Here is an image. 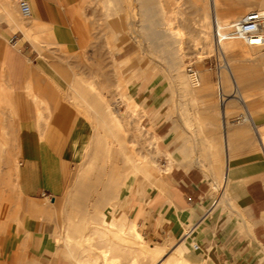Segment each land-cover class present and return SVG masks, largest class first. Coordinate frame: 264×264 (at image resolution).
I'll use <instances>...</instances> for the list:
<instances>
[{
    "label": "crops",
    "instance_id": "obj_1",
    "mask_svg": "<svg viewBox=\"0 0 264 264\" xmlns=\"http://www.w3.org/2000/svg\"><path fill=\"white\" fill-rule=\"evenodd\" d=\"M19 1L0 0V112L9 120L3 128H13L16 134L18 190L32 205L8 227L0 243V264H49L57 242L46 201L53 204L66 192L86 147L96 146L93 123L72 112L63 99L64 67L53 57L55 43L73 47L78 41L75 12L82 0H28L32 15L26 22ZM142 5L156 3L142 0ZM27 34L41 43L34 44ZM206 86L213 88L209 79ZM199 93L215 95L213 90ZM33 95L50 102L46 123H40L44 106ZM135 96L144 106L143 120L158 138L153 144L162 152L161 168L151 175L157 186L144 182L141 192L132 191V178L128 196L120 202L137 218L134 225L143 241L145 236L160 246L177 241L169 252H180L186 260L184 245L196 242L199 248L192 255L198 262L264 264V152L253 136L262 124L256 114L250 125L228 127L220 101L210 103L211 113L199 112V119L208 120L195 124L192 133L182 118L169 115L166 90L159 81L137 86ZM222 194L225 203L220 202Z\"/></svg>",
    "mask_w": 264,
    "mask_h": 264
},
{
    "label": "rangeland",
    "instance_id": "obj_2",
    "mask_svg": "<svg viewBox=\"0 0 264 264\" xmlns=\"http://www.w3.org/2000/svg\"><path fill=\"white\" fill-rule=\"evenodd\" d=\"M118 1L119 0H116L115 4L111 2L109 9H107L108 7L105 6L104 0H82L79 3L77 11L75 12L76 22L74 25L75 31L79 37L78 41L75 42V45L73 47L65 46L62 43H55L56 53L53 57L55 58V62L59 63L58 65L60 67H64V70H61L60 72L66 78L62 90L64 95L63 99L70 107L72 112H74L75 114L83 115L87 119L89 118L88 120L93 123L95 130L96 126L99 125L98 103L101 99V96H99L100 94L97 93L101 92L100 89H102L103 91L105 90V97L110 98L113 102L116 103L118 100H120V104L118 106L119 113L121 116L125 117L123 119L127 123L125 122L124 125L120 124L126 128L116 126V128L113 129V135L115 133L113 138H116L114 146H122L126 149V151H130L134 148V153L145 152L150 155V157L159 165V158L162 152H160L159 146L155 147V144H153L155 142H158V138L154 137L156 135L152 130L148 129L146 121L143 120L145 116L143 112L141 113L137 110L134 116L128 115L130 113L129 107L131 105L129 104L130 106L128 107L124 98L126 96H133L137 99V97L135 96V88L137 86L145 85L149 82L154 83L159 81L166 90V106L171 118L173 119L175 118V116L182 118L190 132L195 133L197 128L195 124L198 125V123H203L204 121L208 120L199 119L200 110H204L209 114L212 112L208 109V105L210 103L218 104L220 101L221 106L222 100H224L222 98V94L220 93V81L222 78L220 77V75L223 74L224 70L226 69V60L224 58L225 55L219 51L208 53L205 52V49L202 50V48L200 51L199 48H195L197 47V45L193 43L196 42L195 40H193V36L199 37L201 34V31H199V29L201 28L200 24L202 23L201 7L204 6L207 9L210 7V4H206V1L151 0L152 3H156V5L152 7L153 9H151L152 11H150L152 13L148 17L143 19H141L143 17L142 0L119 1L122 6L119 5ZM207 1L209 3L210 0ZM249 2L250 0H219L218 21L228 25L229 23L237 20L236 18L243 16L250 10L259 8V6H257L256 4H249ZM116 4L119 6H117ZM164 5H166V7H164ZM117 7L120 10L117 9ZM111 9L116 14H113ZM116 9L118 11H115ZM173 9H176V11L179 12L176 14V18L178 17L176 19V24L178 25L177 20L181 19L179 25L180 27H183L182 31L185 35L183 46L186 47H183L184 49L182 48L183 50L180 53V61L177 64L171 62L166 51L162 50L159 47L153 46L146 39V37L143 36L142 32V25L144 23L151 22L153 24V27H155L156 30H158L160 33H166L163 17L165 16L166 10L170 11ZM137 10H140V12H137ZM106 11L110 13L109 16L107 15ZM20 15L24 22L28 21V19L25 18L21 13ZM112 15H114L115 17ZM107 17L108 19H106ZM113 20H117L118 22H116L115 25H119V32H117L118 36L116 38L110 37V33L106 32L105 30V25L108 22H113ZM134 30H136V32ZM27 36L29 38L28 34ZM29 39L34 44H40V41H42L37 38ZM109 40L112 41L110 42ZM44 43L49 47L52 45L51 42L45 41ZM109 43L112 45H110ZM242 44L244 45V47L249 49V51H252L249 46L244 43ZM161 50L163 52H161ZM111 51H113V54L115 53L114 56L118 61V69L114 67V64L111 60ZM44 55L45 54H43V57ZM79 62H81V64ZM178 64L179 66L177 68L176 66ZM190 65H192L197 71L196 74L189 73L188 66ZM239 67L240 68L238 69V72L242 75L241 77L243 78V85L240 87V89L246 96V104L249 107L250 111H252L253 114H256V117L259 121L258 123H262L260 126H256V129L253 132V136L257 142L258 148L264 152V144L260 139L261 133L264 132V56L261 60H256L255 62L246 61ZM104 73L109 75H105ZM203 73L206 75V81L209 79L213 85L212 89L215 91L214 96H206L204 94L196 93V89L202 86V84L199 83L200 76H202ZM102 74H104L105 76ZM181 75L185 78L187 77L188 79L183 78ZM73 77L79 80H74ZM80 77L85 80L93 79V81L97 85L95 86V88H92V90L91 88H89L87 95L85 94L86 99L90 97L87 100L89 102V106H92V108L90 107V109H88V113L86 112L87 110L84 111L83 108L79 110L77 108V105L75 104V100L81 99L80 96L78 97V99L72 96V94L74 95L75 91L77 93V90L81 91L83 88L81 82L82 79H80ZM104 78H107V81ZM108 78L110 79V81H108ZM72 83H74V85ZM95 89L97 93L94 92ZM232 89L233 86L231 83L229 91H231ZM138 102L141 107H144L140 101ZM235 104L236 105H234L232 110L228 112L229 124L241 123V120L240 118H238V116L244 111V109L241 103L238 102V100H235ZM93 108L96 110L93 111ZM218 110L214 112H216L220 117V112ZM14 120L17 122L18 118H14ZM192 120L194 121V124H192ZM8 122L9 120L5 118L2 112H0V140L9 141H6V143L5 141H0V150H2L0 151V243L11 223L19 220L20 217H22V215L27 211V208L32 205V201L24 197L19 192L17 180L13 183V176H9L8 174L9 169H11L13 164L17 163L19 165L20 158V152L18 150L17 142L15 139L13 140L12 137L16 136L15 132H13V129L5 130L3 128L4 124H8ZM126 124L128 125L125 126ZM135 124H138L141 129L138 130L135 127ZM258 128L260 129V131H258ZM10 137L12 138L13 142H15V145L12 144L13 142L11 141ZM155 138L156 140H154ZM93 141L94 140L92 139V143ZM5 147L6 149H3ZM93 148L86 154L87 156H85L84 161L78 165V167L76 168L77 171H74L73 176L70 178L69 186L66 192L62 196L58 197L53 204H51L52 201L50 199H47L46 201L49 206H51L48 211L47 218L53 224V236L58 245L56 252L54 253L49 264H78V261L76 262L77 259H75V251L70 248L72 253L74 251V253L72 254L69 250L68 243H66V234L68 233L67 226L70 216L82 214L80 212H77L79 208H76V206H72V197L78 192L76 189L79 185L80 178L78 170L80 169L81 173L82 164H84L91 158L94 159L92 157L93 154L91 155V153L95 151V148ZM4 150L7 151L4 152ZM2 157L3 159H1ZM111 160H108L109 164L111 162H123V158L121 155L119 156V158L113 157ZM139 167L141 168V166ZM132 178H134L136 182L132 191L139 189V183L143 184L144 182H146L147 185L150 186L157 185L154 178L150 177L148 174H144L139 169L133 167L132 169H130V172H128L127 181L123 187L122 194L111 201V204L115 207L114 211L116 212V215H124L129 222H133V224H135L136 222L134 220L137 221V218H133V216L131 215V208H129V206L125 207L124 205L120 204L122 199L128 196V188ZM93 193L96 194L97 192L91 190L90 195L92 196L90 198L93 197ZM225 201L226 196L222 194L220 202L225 203ZM92 203L93 200H88L87 204L89 209L87 210L90 212V215H96L91 213L97 211V208L95 209V206H93ZM92 207H94V209ZM145 241L150 246L161 244L158 241L147 236H145ZM192 243L193 242H190L189 244L184 245L183 254L187 258L188 264H215L208 259H205L202 262L196 261L192 255L196 250L193 248ZM83 244L84 242H81L82 246H84ZM176 244L177 241H171L169 243H164L163 245H165L166 249L170 251L175 247Z\"/></svg>",
    "mask_w": 264,
    "mask_h": 264
},
{
    "label": "bare ground",
    "instance_id": "obj_3",
    "mask_svg": "<svg viewBox=\"0 0 264 264\" xmlns=\"http://www.w3.org/2000/svg\"><path fill=\"white\" fill-rule=\"evenodd\" d=\"M115 1L116 0H104L105 6L108 7L107 9H109L111 2L115 4ZM119 1H122V0H119ZM119 1H118L119 5L122 6ZM205 1H206V4H210L209 5L210 9L208 8L209 9L208 10L204 6L201 7V9H202V16H201L202 23L200 24L201 28L199 29V31H201V34L199 37L196 36L197 38L195 36H193L194 37L193 40L196 41L193 43L195 45H197V47H195V48H199L200 51L202 48V50L205 49V52H208V53L213 52V51L218 52L217 44L215 41L216 26L219 27L222 34H225V33H227L226 31H228L230 29V26L235 21H237L239 18H241L242 16L236 18L237 20L229 23L228 25L223 24L222 22L218 21L219 0H210L209 3L207 0H204V2ZM249 4H253V5L256 4L257 6H259V8H257V9L264 10V0H250ZM119 5H117V6H119ZM164 7H166V5H164ZM159 8H160V6H159ZM117 9H119V8L117 7ZM117 9L115 11H118ZM121 9H122V7H121ZM151 9H153V8L143 6V12H142L143 17L141 16L142 17L141 19L148 17L152 13V12H150V11H152ZM140 10H137V12H140ZM108 11H106V13L109 16L110 13ZM111 11L113 12L112 9H111ZM114 13L115 12H113V14ZM177 13H179V12H177L176 9H173L170 11L166 10L165 16L164 17L162 16L164 19V23H165L164 26H165L166 33H160L158 30H156L155 27H153V24L151 22L150 23H144L142 25L143 36L146 37V39L153 46L159 47L162 50L166 51L168 53V56H169V59L171 60V62L176 63V64L180 61L181 51L184 48H186L183 46L184 40H185V38H184L185 35L182 31L183 27L182 26L180 27V25H179V22L181 20L180 18H179L180 20H177L178 25L176 24V19L178 18V17L176 18ZM112 16H114V15H112ZM26 18H28V17H26ZM106 19H108V17ZM116 22H118V21L113 20V22H108L105 25L106 32H109L110 37H112V38H116L118 36L117 32H119V28H118L119 25L118 26L115 25ZM134 31L136 32V30H134ZM109 33H106V34H109ZM127 33H129V32H127ZM136 34H138V33H136ZM36 35H38V34H36ZM36 35H34V36H36ZM108 37H109V35H108ZM168 38H172V39H168ZM241 42L244 43L241 39L229 37V38L222 39L221 43H220L221 53H223L225 55L224 58L226 60V62H225L226 63V69L224 70L223 74H221L222 76L220 75V77H222L221 81H220V83H221L220 84L221 85L220 86V93L222 94V98L224 99V100H222L220 111H221V114L226 117V122H227L228 127L231 126L228 123L229 122L228 121V112H230V110H232L234 105H236L235 100H238V102L241 103V105L243 106V109H244V111L242 113H240V115L238 116V118H240V120H241V123L244 122V126L250 125L253 123V112L250 111L249 107L247 106L246 96L244 95L243 91H241V89H240V87L243 85V78L241 77L242 75L239 74L238 69L240 68L239 66L241 64H244V62H246V61L255 62L256 60H261L264 56V47H256V46L249 47L252 50V51H249V49L244 47V45ZM110 45H112V44H110ZM162 50H161V52H163ZM114 54H113V51H111V60L114 64V67L116 69H118V63H117L118 61L115 58ZM222 58H223V56H222ZM79 63L81 64V62H79ZM172 65H174V64H172ZM178 66H179V64L176 67L178 68ZM104 74H102V75H104ZM190 74H194V73H190ZM105 75H109V74H105ZM179 75H180V73H179ZM77 76H78V73H77ZM178 77H180V76H178ZM73 78H74V80L76 79L75 77H73ZM77 78H79V77H77ZM86 78H88V77H86ZM183 78H185V77H183ZM194 78H195V76H194ZM80 79H82L81 82H82L83 88L81 91L77 90V93L75 91L74 95L72 94V96L74 98H77V99L80 96L81 99L75 100V102H76L75 104L77 105V108L79 110H81V108H83V110L84 111L87 110L86 112L88 113V109H90V107L92 108V106H89V102L87 100L90 97H88L86 99L85 94L87 95L89 88H91V90H92V88H95V86H97V85L93 81V79L92 80L91 79L85 80L81 77H80ZM185 79H188V78L186 77ZM76 80H79V79H76ZM100 81H102V80H100ZM108 81H110V79ZM201 81H202V83H201ZM197 82H199V81H197ZM75 83H78V82H75ZM206 83H207L206 75L203 73L202 76H200V83H199V84H202V86L200 88L196 89V93L199 90H205L206 92L210 93V91L213 89L210 88L209 86H206ZM231 83H232L233 89L231 91H229L230 87H231ZM72 84L74 85V83H72ZM27 87L30 88V85ZM27 87H26V89H27ZM100 90H101L100 93L99 92L97 93L96 89L94 91L97 94H100L99 96H101V99L99 100V103H98V111H99V114H98V119H99L98 121L99 122H98V124L99 125L96 126V130L94 129L95 134H93L94 135L93 143L96 146L93 145V146L86 147V149L87 148L88 149H87V152H85V154H84V155H86V153H88L94 147L95 149L94 148L93 149L95 151L91 153V155L93 154L92 157L94 159L91 158L90 160H88L84 164H82L81 173H80V169L78 170L79 174H80L79 185L76 188L78 192L74 196L72 195L73 200L71 199L72 200V206H76V208H79L77 212H80L82 214L69 217V222H68V226H67L68 233L66 234V243H68V245H69V250L71 248L72 250L75 251V253H74V251H73V253L76 254L75 259H77L76 262L78 261V264H188V261L181 255L180 252L179 253H174V252L170 253L166 249L165 246H160V245L150 246V245H148L146 242L143 241L141 234L136 230V227L133 224V222H129L124 215H120V214L116 215V212L114 211L115 207L111 204V201L113 199L119 197L122 194L123 187L126 184L128 172H130V169L135 167L136 169H139L140 171H142L144 174H148L149 176H151L152 172H154V170H158L161 167H159V165L150 157V155H148L145 152L134 153L135 152V151L133 152L134 148L130 151L129 150L126 151V149L122 146H114L116 138L115 139L113 138V136L115 135V133L113 135V129L116 128V126L117 127L121 126L123 128H126V127L120 125V124L124 125V123L126 121H124V119H123L125 117L121 116L119 113L118 106L120 104L119 103L120 100H118L115 103L110 98L105 97V92H104L105 90L104 91L102 89H100ZM193 92H195V91H193ZM33 93H35V92H33ZM69 94H71V93H69ZM212 94H214V93H212ZM118 95H119V93H118ZM223 95H224V97H223ZM33 96H34L35 102H37L38 104L40 103L44 106L43 110L45 111V113H42V111H41L42 108L40 107L41 108L40 113H39L40 116L43 117L44 115L48 114V117H49L50 116L49 112L51 111V108H50L51 105H49L50 102L47 100L48 99V98H46L47 96L45 97L46 101L43 100L44 96L42 99L37 97L36 95H33ZM118 99H119V97H118ZM124 99H125L128 107L131 105L129 107L130 113L128 115L134 116L135 113L137 112V110L140 111L141 113L142 112L144 113V109L140 106L139 102L136 101L132 96H126ZM47 101L49 103H47ZM94 110H96V109L93 108V111ZM11 112H9V113L11 114ZM41 117L39 119L40 123L43 121L46 123L47 122V118H46L47 116L46 117L44 116L45 118L44 117L41 118ZM93 117H95V116H93ZM126 117H128V116H126ZM96 120H97V118H96ZM127 125L128 124H126L125 126H127ZM135 127L138 130L141 129L138 126V124H135ZM6 128H8V127H6ZM7 130H9V129H7ZM242 130H245V129L242 127ZM258 131H260L259 128H258ZM12 137H13V140L14 139L16 140V136H12ZM260 139H261V142L264 144V132L261 133ZM13 140L11 138L12 142H13ZM154 140H156V138ZM2 141L4 142L5 140H2ZM6 141H5V143H6ZM7 142H9V141H7ZM12 144L15 145V142H13ZM6 147L3 149H6ZM0 151H2V150H0ZM5 151H7V150H4V152ZM120 155L123 158L122 163H118V162H111L110 164L108 163V160H111L113 157L119 158ZM1 159H3V157ZM139 166H141V168ZM156 167H157V169H156ZM162 170H163V168H162ZM17 173H18V164L15 163L12 165L11 169H9V173H8L9 176H13V178H12L13 183H14V181L17 180ZM141 186H142V183H139V189L138 190L140 192H141ZM91 190H94L97 192L96 194H94L95 192L93 193L92 198H90L92 196V195H90ZM88 200H93L92 204H93V206H95V209L97 208L96 209L97 211H94V213L93 212H91V213L96 214V215H90V212L87 210V209H89L88 204H87ZM92 208L94 209V207H92ZM44 213H46V212H44ZM76 217H78V218H76ZM81 242H84V244H83L84 246L81 245ZM194 244H198V243L193 242L192 246ZM70 252H71V250H70ZM21 260H23V259H21ZM19 262L22 263V261H20V260H19ZM21 263H19V264H21ZM22 264H24V263H22Z\"/></svg>",
    "mask_w": 264,
    "mask_h": 264
},
{
    "label": "built area",
    "instance_id": "obj_4",
    "mask_svg": "<svg viewBox=\"0 0 264 264\" xmlns=\"http://www.w3.org/2000/svg\"><path fill=\"white\" fill-rule=\"evenodd\" d=\"M19 8L23 16L30 17L32 15V7L28 0H20ZM226 32L222 34L219 27L216 26L215 41L219 52H221V40L229 37L241 39L249 47H264V10L254 9L247 12L235 21ZM11 41L16 43L15 38ZM188 71L189 73H197L192 65L188 66ZM193 247L198 249L199 245L194 244Z\"/></svg>",
    "mask_w": 264,
    "mask_h": 264
}]
</instances>
